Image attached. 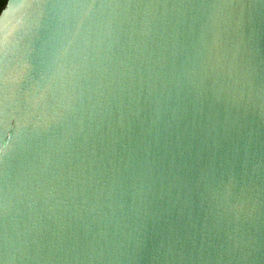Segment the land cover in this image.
Listing matches in <instances>:
<instances>
[{
	"label": "water",
	"instance_id": "95a60500",
	"mask_svg": "<svg viewBox=\"0 0 264 264\" xmlns=\"http://www.w3.org/2000/svg\"><path fill=\"white\" fill-rule=\"evenodd\" d=\"M0 264H264V0H7Z\"/></svg>",
	"mask_w": 264,
	"mask_h": 264
},
{
	"label": "trees",
	"instance_id": "16d2710c",
	"mask_svg": "<svg viewBox=\"0 0 264 264\" xmlns=\"http://www.w3.org/2000/svg\"><path fill=\"white\" fill-rule=\"evenodd\" d=\"M6 2H7V0H0V11L4 7V5L6 4Z\"/></svg>",
	"mask_w": 264,
	"mask_h": 264
}]
</instances>
